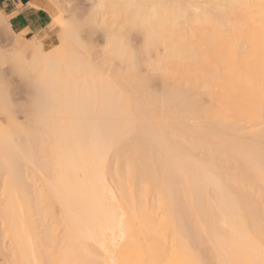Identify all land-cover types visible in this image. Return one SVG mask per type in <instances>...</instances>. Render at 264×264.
<instances>
[{
    "label": "bare ground",
    "instance_id": "obj_1",
    "mask_svg": "<svg viewBox=\"0 0 264 264\" xmlns=\"http://www.w3.org/2000/svg\"><path fill=\"white\" fill-rule=\"evenodd\" d=\"M53 1L78 20L94 6ZM187 2L144 0L145 11L159 17L156 35L183 58L167 68L165 82L144 76L143 29L127 35L138 74L116 75L125 65L114 60L113 75L62 76L46 116L30 117L37 90L15 65L0 69L7 85L0 160L25 158L19 167L0 163V264H261L264 7L243 0L225 34L186 19ZM5 21L0 48L14 47L13 33L41 42L15 33L0 10ZM106 22L115 27L117 14ZM80 37L102 68L106 32L85 26ZM60 44L43 49L57 54ZM205 79L212 99L201 94L197 105L181 95ZM93 129L118 141L102 182L92 165Z\"/></svg>",
    "mask_w": 264,
    "mask_h": 264
},
{
    "label": "clouds",
    "instance_id": "obj_2",
    "mask_svg": "<svg viewBox=\"0 0 264 264\" xmlns=\"http://www.w3.org/2000/svg\"><path fill=\"white\" fill-rule=\"evenodd\" d=\"M90 2L94 6L84 19L78 20L72 16L60 27L61 44L57 54L45 52L39 41L15 39V45L11 50L0 48V69L8 63L14 64L21 78L37 90V95L30 105V117L50 106L54 86L62 76L79 77L93 69H103L112 74L114 60H119L125 65L122 71L117 70L116 75L124 76L133 72L138 74L137 51L127 40L131 30L143 29L146 33L142 51L149 56L146 61L148 72L144 75L148 80L150 76H160L165 82L167 68L174 62L182 61L183 58L176 47L167 44L156 35L159 17L154 12L145 11L144 0H90ZM244 6L243 0H188L184 5V15L186 19L190 18L195 26H212L227 34L235 27L237 14ZM110 13H116L118 16L119 22L115 27L106 22V17ZM85 26L103 30L107 34V43L102 48V68L97 67L90 59L93 46L80 37V31ZM161 46L164 49L162 54L158 51ZM152 49L157 50L154 59L150 55ZM29 52L31 57L27 58ZM57 57L63 59L58 60ZM151 61L156 62L153 65L154 70L148 67ZM210 89L211 81L205 79L200 81L195 89L184 88L181 95L194 98V103L198 105L201 94L206 93L212 99ZM0 92H7V85L3 79H0Z\"/></svg>",
    "mask_w": 264,
    "mask_h": 264
},
{
    "label": "crops",
    "instance_id": "obj_3",
    "mask_svg": "<svg viewBox=\"0 0 264 264\" xmlns=\"http://www.w3.org/2000/svg\"><path fill=\"white\" fill-rule=\"evenodd\" d=\"M0 10L21 36L45 41L56 34L59 13L50 0H0Z\"/></svg>",
    "mask_w": 264,
    "mask_h": 264
},
{
    "label": "snow or ice",
    "instance_id": "obj_4",
    "mask_svg": "<svg viewBox=\"0 0 264 264\" xmlns=\"http://www.w3.org/2000/svg\"><path fill=\"white\" fill-rule=\"evenodd\" d=\"M220 7H223V5H220ZM262 7H264V0H262ZM58 23L61 24V26L64 25V21L58 20ZM0 25L8 26L7 22L0 23ZM15 39L17 41H22V37H16ZM47 109H43L41 113L43 115H47ZM42 123L46 124L47 120H43ZM91 140H92V165L95 170L97 179L99 181H103V177L107 171L108 164H109V157L113 153L114 150L117 149L118 141L111 137L110 134L106 130L101 129H93L90 133ZM24 157H16V158H10L8 156H5L2 160H0V163H2L6 167H12L13 165L19 167L24 162ZM262 176H264V170H262ZM261 264H264V244L261 245Z\"/></svg>",
    "mask_w": 264,
    "mask_h": 264
},
{
    "label": "rangeland",
    "instance_id": "obj_5",
    "mask_svg": "<svg viewBox=\"0 0 264 264\" xmlns=\"http://www.w3.org/2000/svg\"><path fill=\"white\" fill-rule=\"evenodd\" d=\"M51 1L55 5H59V6H57V10H58V13H59V18L57 19V21L58 20H61V21H64L65 22L66 19L70 17V14H68L66 12H63L61 10V8H59L60 7V3L59 4H56L55 1H53V0H51ZM57 25L58 26H56V29H55L56 34L51 39L43 41L42 38H39V40L44 44L43 47H44L45 50H50L53 47L57 46V44H60L61 43L60 42V38H59V31H60L61 24L57 22Z\"/></svg>",
    "mask_w": 264,
    "mask_h": 264
}]
</instances>
